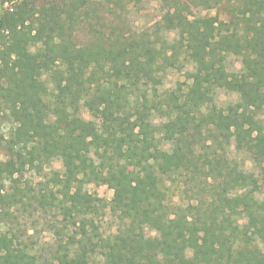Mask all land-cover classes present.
<instances>
[{"label":"trees","instance_id":"obj_1","mask_svg":"<svg viewBox=\"0 0 264 264\" xmlns=\"http://www.w3.org/2000/svg\"><path fill=\"white\" fill-rule=\"evenodd\" d=\"M2 1L0 264H264V0H168L153 39L100 24L82 42L91 0ZM177 29L192 44L182 58L159 38ZM172 69L203 97L159 93ZM181 186L185 205L159 199ZM38 215L59 227L48 250L28 235Z\"/></svg>","mask_w":264,"mask_h":264},{"label":"rangeland","instance_id":"obj_2","mask_svg":"<svg viewBox=\"0 0 264 264\" xmlns=\"http://www.w3.org/2000/svg\"><path fill=\"white\" fill-rule=\"evenodd\" d=\"M92 6H94L97 10V14L99 18L95 17L93 20H88V24H84L78 26L75 29V37L77 41H81L87 38L91 32L89 26L94 25L96 29L99 28V25L102 24L103 29L106 26L111 28H115L116 32L123 33L124 35H134L136 37H140L143 34H147L151 36L153 39V33L156 28V24L160 21L164 12L168 10L169 2L168 0H91ZM185 2V1H184ZM89 5V6H90ZM6 7L3 1L0 0V14L3 8ZM191 13L194 16L199 15H214L215 10L209 11H199L196 9H192L190 7ZM188 18H192L190 15ZM108 31V30H107ZM160 40H165L167 45H175L178 44L181 47V58L184 51L188 50L192 53V44L189 42L185 35L181 34L179 29L174 30L170 33H160ZM16 51H20L15 49ZM23 51H21L22 53ZM34 55L35 61L38 60L37 52L34 47H29L28 52ZM44 61V59H41ZM230 62L234 67H238L237 59H230ZM159 93L174 91L178 87L183 88V91H186L190 94V98L198 99V97H203V95L199 94V90L195 82H191L186 80L185 69H172L167 71L163 78L160 80V84L154 85ZM150 87H153L150 84ZM234 101V98L228 96L224 93H220L217 104L223 105L227 103H231ZM254 105L261 106V103L253 100ZM87 117V116H86ZM231 151V149H230ZM229 151V156L231 159H235L238 163L239 167L245 169L247 171H254L255 167L252 161L246 155H236L234 151ZM63 159L55 160L51 163V165L45 168L46 172L50 171H62V161ZM232 160L231 163L235 162ZM193 186V185H192ZM178 187V184L175 185ZM87 190L104 200V202H109L112 198V191L104 185L96 186L94 184H90L87 186ZM187 197L184 188L181 186L180 191H169L168 194H160L159 199L163 202H169V204H181L185 205L187 202ZM193 199V197H192ZM27 226L30 228L28 235H32L34 242L37 243V248L40 250L42 247L46 250L50 249V245L58 240L59 227L57 223L49 216L46 215H38L34 218L33 222L27 223ZM101 230L105 233H110L116 229L117 222L112 218L105 217L103 218V222L101 224ZM258 224L253 225L251 228V234H257ZM19 248L16 246L14 242L7 248L6 255L12 257H20V252H18Z\"/></svg>","mask_w":264,"mask_h":264}]
</instances>
